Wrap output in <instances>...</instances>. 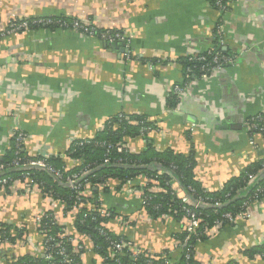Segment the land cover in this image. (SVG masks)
Masks as SVG:
<instances>
[{
  "label": "crops",
  "instance_id": "0c3cea01",
  "mask_svg": "<svg viewBox=\"0 0 264 264\" xmlns=\"http://www.w3.org/2000/svg\"><path fill=\"white\" fill-rule=\"evenodd\" d=\"M227 2L226 37L234 63L211 79L192 81L177 107L170 108L173 86L185 80L182 61L213 46L219 13L209 0H0V33H6L0 41V157L19 129L28 136L23 148L29 156H60L72 169L71 139L95 137L108 120L127 113L157 129L147 138L126 140L133 154L151 145L158 153H194L196 180L210 192L220 190L246 166L264 159V134L247 130L248 119L264 113V0ZM47 17L80 18L98 29L120 31L141 60H127L116 42L73 30L8 33L13 22ZM148 61L156 62L154 69ZM109 184L107 192L94 189L103 207L135 223L115 232L139 249L168 250L177 258L182 224L151 219L137 195H121L116 184ZM40 212L55 213L75 230L76 215L62 201L27 192L19 180L9 192L0 191V223L26 226L30 240L0 244V264L41 255L42 237L34 223ZM83 241L82 263L102 264L91 240L85 236ZM260 245L264 203L250 220L240 218L198 242L195 259L200 264H264L259 256L245 255Z\"/></svg>",
  "mask_w": 264,
  "mask_h": 264
},
{
  "label": "trees",
  "instance_id": "16d2710c",
  "mask_svg": "<svg viewBox=\"0 0 264 264\" xmlns=\"http://www.w3.org/2000/svg\"><path fill=\"white\" fill-rule=\"evenodd\" d=\"M228 0H223V3L227 4ZM211 7L217 8L216 0H209ZM53 24H47L45 22L40 24H32L33 19H27L30 24L31 30L39 28L58 29L61 23L71 25L76 19L67 17H51ZM61 21V23L59 22ZM109 34L114 37L116 34H122L120 31H105L103 29H95L93 36L101 40H106L105 36ZM2 33H0V41L2 39ZM214 44V50L211 54L207 55V61L212 62L214 56L219 54L220 61L224 65V58H234L236 55L231 48L224 50L220 45L219 39L216 37ZM141 60V59H140ZM144 61V59H142ZM147 62V61H146ZM155 64V61H148ZM184 75L190 73L191 80H197L202 78L204 71L201 62H190L187 59L182 61ZM215 64H213L214 66ZM230 64L224 65V67ZM189 79V80H190ZM169 107L176 108L179 104L178 97L173 93L169 97ZM128 119L133 122L118 120V115L111 118L106 122L105 129L99 132L89 144L84 143L79 145L78 141H74L70 145V149L67 152V156L71 159L82 160V165H77L70 169V173L78 172L82 168H87L90 173L87 175L89 179L90 191L92 197H89V201H92L95 206V210L89 211L87 208L82 209L81 213L76 218L75 230L80 237V243L84 244L83 238L86 236L91 240L92 250L101 258H108L104 263L106 264H166V259L162 257L163 254L168 255L167 260L169 264H200L195 259L196 246L198 242H204L208 239L204 235L203 228H213L218 221H224V227L235 226V222H229L224 217L228 214L234 217L241 216L247 211V206H252L256 201L264 200V159L254 162L246 166L243 171L235 177L229 179L223 187L214 192L208 191L201 183L195 178V169L197 166V160L194 153L181 154L176 153L173 150H166L165 152L158 153L155 149L149 146L145 151L141 153L127 154L118 153L115 150L107 151L106 146L103 144H117L126 141V139L136 138L143 136L147 138L148 135H142L141 121H148L147 119L129 114ZM120 122V123H118ZM258 123L262 126L259 121ZM155 129L154 124H147ZM253 133V131H251ZM264 134V133H263ZM21 159L20 165H25L29 161H36L42 159L41 156H29L22 147L19 149L15 136L11 140L10 148L0 157V182L3 179H8L9 182L5 187L0 186V191L3 189L7 192L10 191V186L15 180H21L22 173L17 171L15 167V160ZM110 158L109 163H105V159ZM122 163H118L119 160ZM47 165L64 172L67 168L66 162L60 156H49L44 158ZM66 176V175H65ZM138 176H145L150 179L151 182L144 187L145 194L148 197V202L144 205L145 213L153 220H161L164 214L168 213L170 208L172 220L178 223L183 222L184 215L182 208L184 206L182 198L174 193V184H178L181 191L188 195L193 202H197L200 198L205 199L206 203L201 205L196 212L199 213L202 218L201 227L197 232V237L192 238L188 243L184 242L186 233L184 230L177 234V250L179 256L173 258L172 254H168L169 251H165L162 255L156 254L150 256L147 252H142L138 257H133L132 251L129 247L123 250V253L116 255L115 259H110L109 253L113 244L119 242L129 243L128 238L122 233L111 232L106 228L111 220L118 216L116 209H110L111 217L104 218L98 211L102 207V202L98 198V191L95 188H99L101 184L118 180L122 182L136 181ZM255 176L256 181H251L250 177ZM30 177L37 184H40L42 188V194L51 197L55 200H60L65 205L67 212H71V208L77 203L75 199V193L65 181H58L55 177L44 170H38L35 168L30 169ZM154 187L160 188V192L153 193L151 190ZM119 189V187L117 188ZM109 189H104L107 192ZM131 226H135L132 223ZM103 227V228H101ZM223 227V228H224ZM59 227H51L52 234L60 233ZM103 229L102 233L100 230ZM29 236V232L26 226L14 227L11 225L0 223V237L3 240L10 241V244L25 241ZM66 250L69 256L73 259L72 264H83L82 256L85 251L78 254H74L73 247L69 243L66 245ZM250 257L259 256L264 261V245L255 246L249 250L245 255ZM189 256V258H187ZM4 264H65L62 262V257L54 255L52 261H47L43 255H25L17 257L15 260H6ZM230 264H237L231 262Z\"/></svg>",
  "mask_w": 264,
  "mask_h": 264
},
{
  "label": "built area",
  "instance_id": "2783aa9c",
  "mask_svg": "<svg viewBox=\"0 0 264 264\" xmlns=\"http://www.w3.org/2000/svg\"><path fill=\"white\" fill-rule=\"evenodd\" d=\"M216 6H217L216 10L219 13V18L217 20V23L213 27L212 38H213V42H214L215 38L217 37L219 39L220 45L224 48V50H227L228 48L231 47L229 40L226 37V23H225V21H226L225 16L229 12V7H228V4L223 3V0H216ZM32 19H33L32 24H40L43 22H45L47 24H53L54 23L53 20L51 19V17L32 18ZM75 19L76 20L71 25H67L66 23H61V21H59L61 24H60V27L58 29L73 30V31H76L79 34L85 36V37H94L93 31H95V29H98V27H96L94 24H92V22L89 20L80 19V18H75ZM28 31H32V30L30 29L29 22L25 19V20H22L19 22H13L12 24H10L8 33H20V32H28ZM5 35H6V33H3L2 36H5ZM105 39L107 41H111V42H118V41L124 40L126 42L125 47L127 49H129L124 54L125 58L127 60H131L132 58L135 57L136 60L140 61V57L133 55V52L131 51V49L128 46L127 38L125 37V35L123 33L122 34H116L114 37H111L109 34H107L105 36ZM213 50H214V44H213L212 48L208 49L207 51H198V52H195V53H192V54L186 56V58H185L190 62L195 61V62H201L204 64L202 66V70L204 71V74H203L201 79H204V80L211 79L217 73H219L221 70H223L224 65H227V64L231 65L234 63V61L236 59V57H234V58L223 57L224 58V65H223L220 61L219 54H216L214 56L212 62H208L206 54H208V55L211 54ZM149 64H150V68L154 69L153 64L151 62ZM213 64H215V65L213 66ZM184 78H185L184 82H182L180 84H175L172 88L173 93L178 97V99H180L189 90V85L191 84L192 81H194V80L190 79V73H188V72L186 75H184ZM127 115H129V114L120 113L118 115V120L120 122L125 120V121H128L129 123L133 124V122L128 119ZM258 121L261 124H263L264 113H261L257 116H253V117L248 119L247 130L250 133H251V131H253V133H259V134L264 133V124L261 126L258 123ZM120 122H118V123H120ZM150 123H151L150 121H141L140 124L143 126H146V127H143L141 129L142 135H145V134L149 135L152 132H155L157 130L156 128L154 129L153 127L147 125ZM104 126H106V123L104 124ZM190 130L194 131L195 127L191 126ZM14 136H15V139L17 141V145H18L19 149L24 147V144L28 140L27 134L24 133L23 131L19 130V129H15L13 137ZM93 138L94 137H92V138L74 137L71 139V144L74 141H78L79 145H83L84 143L89 144ZM103 145L106 146V149L109 153H110V151L115 150L118 153L124 152L127 154H133L126 141H124L123 143L120 142L117 144H106V143H104ZM44 158H47V157L43 156L42 159H38L36 161H29L25 165H20L21 159L17 158L15 160V167H16L17 171H20L22 173L23 179H21L19 181H21L25 191L34 192L36 194L42 193V188H40L41 185L35 183L33 181V179L30 177V169L35 168L38 170H44V171H47L48 173H51L55 177L56 180L65 181L67 183V185H69L70 188L74 191L75 199H76L77 203L73 205V207L71 208V210H72L71 212H73L76 215V218L79 215V213H81L82 209H84V208H87L89 211L93 212L95 210L94 209L95 206L93 205L92 201L88 200L89 197H92L91 191L89 190L91 184L89 183V179L87 178V175L90 173V170L84 167V168L80 169L78 172L70 173L71 168L70 169L66 168V169H64V172H61L60 170H57V169L47 165ZM104 161H105V163H109L110 158H106ZM82 163H83L82 160H76L75 166L82 165ZM118 163H122V160L120 159L118 161ZM2 169H3V166L0 167V170H2ZM250 179H251V181H256L255 176H251ZM8 182H9V180L7 178L3 179L0 182V186L5 187V185ZM112 182L117 185L116 188L119 187V189H118L119 192H117V193H120L121 195H124V196L137 195L140 198V203L142 204V208L144 209V205H146L148 202V197L145 194L144 187H146L151 182L150 179L146 178L145 176H138L136 181H132V182H122V181L120 182L118 180H114ZM109 183L110 182L101 184L99 186V188L103 191L106 188L110 189L111 184H109ZM173 188L175 191L174 193L178 194L182 198V202L184 204V206L182 208L184 220H183V222H181V224H182L183 230L186 233V237L184 239V242L188 243L189 241H191L192 238L197 237V232L200 229L201 223L203 221L202 218L200 217L199 213L196 212V209L201 207V205H204V203H206V201H205V199L200 198L197 202L194 203L193 200L188 195L184 194L181 191L178 184H174ZM160 190H161L160 188L154 187L151 190V192L156 193V192H160ZM263 203H264V200L259 201V202L256 201V202H254V204H252V206H249L248 204H246L247 211L244 214H242L241 216L234 217L233 215L228 214L224 218L226 220H228L229 222H232V223L236 222L240 218L250 220L253 216V210L256 209L258 205H261ZM144 211H145V209H144ZM171 211L172 210L169 208L168 213L164 214L161 217V220L162 221L172 220ZM98 213L101 216H103L104 218H110L111 217L110 209L103 207V204H102L101 209H99ZM34 223H35L37 230L39 231V234L42 237V242H41V246H40V253H41V255H43V257H45V259L47 261H52V259L54 258V255H59L60 257H62L63 263L72 264L73 259L69 256V254L66 250V245L69 243L73 247L72 252L74 254L79 255V253H81L83 251L86 252V249H87L86 243L85 242H84V244L80 243V241H79L80 237L76 233V230H69L63 223L60 222L59 218L55 215V213L40 212L38 215H36V217L34 219ZM132 223H133V221L129 217L116 216L115 218H113L111 220V222L109 223L108 226H106V228L110 229L111 232L116 233L115 228H117L121 231H124V229L129 228ZM224 223H225L224 221H218L213 228L204 227L202 233L204 235H206L207 237H210L211 235L220 231L224 227ZM51 227L61 228L60 233L52 234L51 233ZM101 228H103V227H101ZM103 229L100 230L102 233L105 230V229L104 230ZM117 234H119V232ZM27 241L30 242L28 237L26 239V242ZM3 243H10V241L3 240L0 237V244H3ZM178 245L179 244L177 242V246ZM126 247H129V249L132 251L133 257H138L139 254H141L142 252H147V251H144L142 249L137 248L132 242H129V243L119 242V243L113 244L108 257H110V259H115L116 255H120L121 253H123V250ZM164 252H162L159 255H162ZM147 253H149V252H147ZM170 253L171 252L169 251L168 254H170ZM149 254H150V256L156 255V254H152V253H149ZM167 256L168 255H166V254L162 255V257L164 259H166L165 260L166 264H169V262L167 260ZM187 258H189V256H187ZM107 259L108 258H106V257L104 259L101 258L102 264H106V263H104V261H106ZM149 264H152V262L150 261Z\"/></svg>",
  "mask_w": 264,
  "mask_h": 264
},
{
  "label": "water",
  "instance_id": "95a60500",
  "mask_svg": "<svg viewBox=\"0 0 264 264\" xmlns=\"http://www.w3.org/2000/svg\"><path fill=\"white\" fill-rule=\"evenodd\" d=\"M116 45H117L118 49L121 50L122 53H126L129 50L125 47L126 42L124 40L116 42Z\"/></svg>",
  "mask_w": 264,
  "mask_h": 264
}]
</instances>
